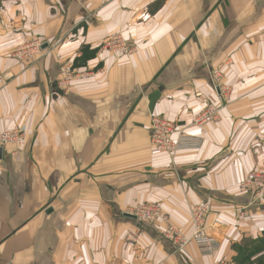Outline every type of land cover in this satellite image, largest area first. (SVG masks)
I'll list each match as a JSON object with an SVG mask.
<instances>
[{
    "label": "crops",
    "instance_id": "1",
    "mask_svg": "<svg viewBox=\"0 0 264 264\" xmlns=\"http://www.w3.org/2000/svg\"><path fill=\"white\" fill-rule=\"evenodd\" d=\"M0 73V129L22 132L0 159V264H264V206L240 188L264 173V0H0ZM210 105L219 121L192 126ZM153 116L197 145L153 156ZM202 204L211 256L165 237L191 239ZM142 205L161 217L125 216Z\"/></svg>",
    "mask_w": 264,
    "mask_h": 264
},
{
    "label": "built area",
    "instance_id": "2",
    "mask_svg": "<svg viewBox=\"0 0 264 264\" xmlns=\"http://www.w3.org/2000/svg\"><path fill=\"white\" fill-rule=\"evenodd\" d=\"M108 51H130L121 37H114L107 41L104 45ZM43 44L41 42H33L30 44L18 47L14 53V58L20 61H31L41 55ZM9 77L6 74L0 73V91L7 85ZM213 80L217 81L218 91L221 97L228 98V90L220 85V78L215 74ZM219 82V83H218ZM220 110L214 106H208L199 116H197L192 126L203 129L207 125L217 123L219 121ZM151 133L150 142L152 146V155H174L181 149L197 145L195 141L186 136L184 130L174 122L169 121L163 117L153 116L151 118ZM22 137L20 129L11 131H2L0 129V150L4 151L8 147L16 144ZM241 190L250 195L252 204L264 206V173L253 172L248 175L246 180L241 184ZM209 204H202L194 207L192 213V220L196 227V231L191 239L181 237L177 230L170 226L165 237L172 239L180 248L193 242L197 245L199 251L204 256L214 255L221 247L219 240L211 237L203 231L204 221L209 213ZM130 215L136 217L139 223L153 222L161 217V208L159 205H142L135 211H131Z\"/></svg>",
    "mask_w": 264,
    "mask_h": 264
},
{
    "label": "water",
    "instance_id": "3",
    "mask_svg": "<svg viewBox=\"0 0 264 264\" xmlns=\"http://www.w3.org/2000/svg\"><path fill=\"white\" fill-rule=\"evenodd\" d=\"M46 48V46H43V49H45ZM54 86H56L57 87V85H54ZM2 157H3V151L2 150H0V159H2ZM52 212V210L50 209L49 211H47V213H51ZM126 217H128V218H130V219H133V220H136V217L135 216H133V215H125Z\"/></svg>",
    "mask_w": 264,
    "mask_h": 264
},
{
    "label": "trees",
    "instance_id": "4",
    "mask_svg": "<svg viewBox=\"0 0 264 264\" xmlns=\"http://www.w3.org/2000/svg\"><path fill=\"white\" fill-rule=\"evenodd\" d=\"M246 247H247V246H245V248H246ZM243 248H244V247H237L236 249H237L238 252H242V251H243Z\"/></svg>",
    "mask_w": 264,
    "mask_h": 264
},
{
    "label": "rangeland",
    "instance_id": "5",
    "mask_svg": "<svg viewBox=\"0 0 264 264\" xmlns=\"http://www.w3.org/2000/svg\"><path fill=\"white\" fill-rule=\"evenodd\" d=\"M249 249V248H248ZM248 251H251V250H248ZM246 254H248V253H246ZM246 254H243V255H246Z\"/></svg>",
    "mask_w": 264,
    "mask_h": 264
}]
</instances>
